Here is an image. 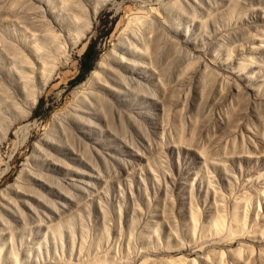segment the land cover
Returning a JSON list of instances; mask_svg holds the SVG:
<instances>
[{
	"label": "rangeland",
	"instance_id": "374dc122",
	"mask_svg": "<svg viewBox=\"0 0 264 264\" xmlns=\"http://www.w3.org/2000/svg\"><path fill=\"white\" fill-rule=\"evenodd\" d=\"M0 264H264V0H0Z\"/></svg>",
	"mask_w": 264,
	"mask_h": 264
},
{
	"label": "trees",
	"instance_id": "16d2710c",
	"mask_svg": "<svg viewBox=\"0 0 264 264\" xmlns=\"http://www.w3.org/2000/svg\"><path fill=\"white\" fill-rule=\"evenodd\" d=\"M104 28L106 29L105 33H108L110 27L107 28V23L105 22H104ZM93 49H94L93 44H90L87 47L86 51L84 52L83 58L81 61V66H80V69H81L80 74L75 80V82L82 80L84 78V75L91 69L92 62L96 54ZM39 105H40V102L38 103V106ZM35 111L37 112V108Z\"/></svg>",
	"mask_w": 264,
	"mask_h": 264
}]
</instances>
